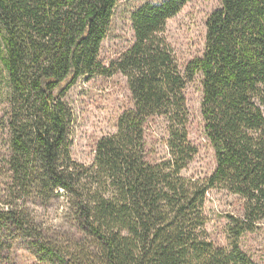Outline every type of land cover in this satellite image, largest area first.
I'll return each mask as SVG.
<instances>
[{
    "label": "trees",
    "instance_id": "trees-1",
    "mask_svg": "<svg viewBox=\"0 0 264 264\" xmlns=\"http://www.w3.org/2000/svg\"><path fill=\"white\" fill-rule=\"evenodd\" d=\"M119 0H0V91L7 155L0 171V232L19 234L41 264H256L242 236L264 221V0H221L205 22L204 50L184 72L163 38L189 0L145 3L130 15L133 41L99 59ZM126 79L132 108L95 146L92 164L70 157L64 98L82 77ZM198 76L201 116L215 167L181 175L196 155L184 88ZM166 123V155L148 159V120ZM241 201L227 247L205 234L206 194ZM61 204L70 226L47 233L32 206Z\"/></svg>",
    "mask_w": 264,
    "mask_h": 264
},
{
    "label": "rangeland",
    "instance_id": "rangeland-1",
    "mask_svg": "<svg viewBox=\"0 0 264 264\" xmlns=\"http://www.w3.org/2000/svg\"><path fill=\"white\" fill-rule=\"evenodd\" d=\"M166 0H119L107 32L100 45L99 56L103 65L116 60L131 46L130 15L145 3L159 4ZM221 0H189L175 17L167 21L163 31L171 56L179 71L194 58L201 56L204 50L205 22L216 10ZM196 76L184 88L185 107L188 112L187 133L190 145L196 148V155L188 167L181 172L186 178L203 179L210 176L215 167L214 152L204 133L201 119L202 94ZM126 79L119 75L111 77L91 76L80 78L69 89L65 101L71 114L69 125L70 157L73 162L83 166L92 164L97 142L116 130V121L129 108L131 97ZM6 89L0 91V171H3L7 155V129L4 127V114L7 109ZM166 123L162 118L148 120L144 140L148 159L157 161L166 155ZM0 184L3 179L0 178ZM2 190V188L0 187ZM203 212L206 218L205 234L213 246L227 247L229 244L227 226L229 216H239L241 201L225 191L213 190L206 194ZM36 220L49 236L55 240L68 234L70 221L62 214V205L53 203L48 207L32 206ZM70 235V234H68ZM59 241V240H58ZM243 252L256 264H264V221L257 225L252 233L241 237L238 244ZM24 241L19 234L10 229L0 232V264H41L28 254Z\"/></svg>",
    "mask_w": 264,
    "mask_h": 264
}]
</instances>
